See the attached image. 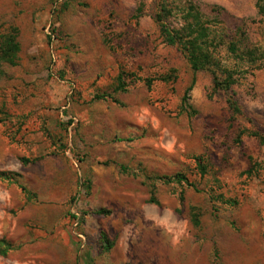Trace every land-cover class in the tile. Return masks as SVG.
Listing matches in <instances>:
<instances>
[{"label":"rangeland","instance_id":"374dc122","mask_svg":"<svg viewBox=\"0 0 264 264\" xmlns=\"http://www.w3.org/2000/svg\"><path fill=\"white\" fill-rule=\"evenodd\" d=\"M54 1L0 0V33L11 27L19 29L18 41L23 45L20 64L24 63L18 73L12 72L16 68L3 65L7 75L0 74V121H4L5 107L27 112L68 104L79 110L86 105L82 97L68 101L65 96L60 100L54 96L53 84L41 77L33 60L57 58L59 54L49 46L58 39L63 44L65 39L70 42L80 38L93 49V29H98L100 37L113 44L106 68L109 79L122 72L141 79L127 98L133 99L138 108L134 115L141 125L133 128V135L142 136L147 143L141 147L140 164L155 174L149 188L146 177L125 176L123 185L131 194H126L125 203L113 210L116 219L112 218L106 228L90 229L88 213L96 208L81 185L85 179L92 180V166L105 154L97 152L92 160L89 147H71L69 154L76 162L75 194L67 203V218L78 254L91 252L96 256L93 264H264V146L248 135L241 142L237 140L243 129L264 134V67L255 69L264 65V12L260 8L264 0H169L177 15L172 18L174 26H179L184 8L193 3L208 19L222 23L225 30L218 26L216 35L223 33L227 40L255 50L253 71L234 86L244 116L233 123L227 95L214 92L212 75L206 71L195 75L197 83L190 93L196 114L182 112L181 101L194 76L177 48L164 43L153 21L158 0H94V5L84 0L77 7L69 6L66 13L64 0ZM141 3L145 16L138 22L131 14ZM78 25L90 29L78 31ZM84 54L79 51L77 57ZM101 58L99 69L105 65L104 55ZM219 58L225 66L236 65L226 47L220 50ZM172 69L177 70L175 82H155L147 92L144 80ZM35 75L36 80H30ZM11 89L15 91L13 96ZM109 109L110 114L115 113L112 107ZM80 118L84 121L85 114ZM62 148L67 150L68 146ZM139 149L127 145L119 156L136 168ZM196 158L207 166L206 175L197 169ZM254 164L262 165L259 171L252 170ZM177 174L185 175L188 184L194 186L158 180ZM101 190L94 193L98 196ZM152 195L155 203H149ZM228 201L237 204L232 206ZM72 215L80 219L84 216V223H78ZM100 229L119 240L121 234H129V240L119 241L125 250L108 255L101 246Z\"/></svg>","mask_w":264,"mask_h":264},{"label":"crops","instance_id":"0c3cea01","mask_svg":"<svg viewBox=\"0 0 264 264\" xmlns=\"http://www.w3.org/2000/svg\"><path fill=\"white\" fill-rule=\"evenodd\" d=\"M86 1L94 5V0ZM71 2L70 7H77L84 0ZM136 9L132 10V17ZM89 29L87 26H77L78 31L88 32ZM93 31V49H89V44L80 38L70 42L65 39L63 44L58 39L49 46L59 54L57 58L53 61L48 58L33 60L34 66L41 70V77L53 84L54 96L59 100L65 96L68 101L73 97H82L86 105L79 106V110H74L69 104L27 112L13 106L4 109V121H0V172L12 177L0 178V241L5 240V244H0V249L4 251V254H0V264H93L95 255L87 251L78 254L75 249L74 232L67 218V203L75 194L73 167H76V162L69 154L71 147H89L92 160L97 152L105 154L101 162L92 166L89 195L96 209L88 213L91 214L87 219L90 229L106 228L112 218L116 219L113 210L125 203L126 194H131L126 192L123 185L125 176L142 175L148 179L155 175L140 164L143 160L141 147L145 148L147 143L142 136L133 135V128L141 125L134 115L138 108L133 99L127 98L141 80L128 76L125 91L118 90L117 77L120 73L109 79L106 69L109 65L108 51L113 50L110 46L113 44L107 38L100 37L98 29L94 28ZM20 47L22 51L21 43ZM79 51H85L82 58L77 57ZM20 54L17 66L6 65L16 68L12 71L14 73L22 71L19 66L24 63L20 64ZM102 55L105 65L99 69ZM4 75H7L6 71ZM30 80L35 81L36 75L31 76ZM143 83L150 92L145 81ZM13 91L11 89V96L15 95ZM109 107L115 110L114 114H110ZM82 114H85L84 121L80 118ZM131 144L140 148L136 160H139L141 169L138 165L136 168L130 167L119 156ZM62 146H68V149L63 150ZM22 159L31 162L24 163ZM145 183L149 188V179ZM100 187L102 190L97 196L94 192ZM97 210L110 213L99 215L95 213ZM115 223L117 225L118 221ZM99 231L100 235L103 230ZM107 237L112 246L109 250H103L113 255L121 249L125 250V245H119V241L129 240L130 235L121 234V240L108 234Z\"/></svg>","mask_w":264,"mask_h":264},{"label":"trees","instance_id":"16d2710c","mask_svg":"<svg viewBox=\"0 0 264 264\" xmlns=\"http://www.w3.org/2000/svg\"><path fill=\"white\" fill-rule=\"evenodd\" d=\"M54 1V0H53ZM56 1V0H55ZM54 1V2H55ZM73 0H64L63 10L66 11ZM260 2L262 0H259ZM262 12H264V6H260ZM144 14V5L141 3L133 16L134 20H139ZM156 24L158 25L159 32L163 38L164 43L168 46L176 47L177 50L183 55L186 62L190 66L193 72V79L190 86L186 89L185 94L181 101V110L189 115H195L196 111L190 104V93L195 85V75L199 72L206 71L212 75V84L214 92H224L227 95V105L231 113V122H235L237 119L244 116V111L239 104V101L235 98L236 94L234 86L239 84L241 79L254 69L256 62V52L254 49L245 45H237L234 41L227 40L226 36L222 33L220 36L216 35L217 27L219 26L222 32L225 30L220 21H213L206 17L205 14L193 3L188 4L178 21L179 26L172 24V18H177V15L173 12V8L170 5L169 0H158L156 12L153 16ZM19 29L17 27H11L8 31L0 33V74L4 75L3 65L17 66L19 60V54L21 51L20 42L18 41ZM227 44V45H225ZM244 46V47H243ZM226 47L227 51L236 60V65L233 67L225 66L222 60L219 58V52ZM264 67V65L256 66L255 69ZM129 74L122 72L117 77L119 84L118 90L125 91L126 77ZM177 70L172 69L170 73L161 75L154 79L144 80L149 89H151L155 82H164L167 84L173 83L177 80ZM140 79V78H139ZM141 80V79H140ZM245 135L249 137L257 138L264 146V134L258 131H249L243 129L238 134V142H241V138ZM197 169L202 176L207 173V166L202 163V159L196 158ZM24 163L31 162L29 159H22ZM264 165V163H262ZM261 164H254V169L260 170ZM249 173H252L251 171ZM11 174L0 172L1 179H10ZM155 177H148L149 180ZM167 180L169 182H185L189 183L188 179L183 174H177L174 177H161L158 180ZM91 180H84V187L89 193ZM189 186H194L188 184ZM153 187L151 189V194ZM151 203H155L153 195L150 198ZM228 204L235 206V201H228ZM96 214L108 215L110 212L107 210H97ZM197 217V216H196ZM74 220L76 216L72 215ZM79 223H84V216ZM101 245L105 250H109L112 243L109 241L107 234L101 232ZM0 244H5V240H1ZM0 254H4V251L0 249Z\"/></svg>","mask_w":264,"mask_h":264},{"label":"built area","instance_id":"2783aa9c","mask_svg":"<svg viewBox=\"0 0 264 264\" xmlns=\"http://www.w3.org/2000/svg\"><path fill=\"white\" fill-rule=\"evenodd\" d=\"M83 185H84V182H83L82 185H81L82 189L85 188ZM76 217H77V216H76ZM77 219H78V223H79L81 219L78 218V217H77Z\"/></svg>","mask_w":264,"mask_h":264}]
</instances>
